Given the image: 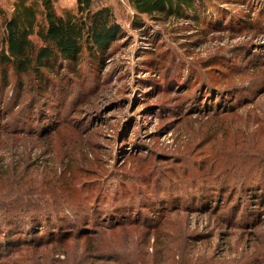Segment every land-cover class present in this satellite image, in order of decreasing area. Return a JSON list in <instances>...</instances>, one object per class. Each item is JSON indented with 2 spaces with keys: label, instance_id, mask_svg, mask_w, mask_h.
<instances>
[{
  "label": "trees",
  "instance_id": "16d2710c",
  "mask_svg": "<svg viewBox=\"0 0 264 264\" xmlns=\"http://www.w3.org/2000/svg\"><path fill=\"white\" fill-rule=\"evenodd\" d=\"M76 1V12L59 13L57 0H15L11 13L0 11V153L5 150L8 154H0V182L21 181V175L35 180L23 190L0 193V264H264V232L258 236L255 232L264 224V156L249 157L254 153L250 150L245 154L238 152L243 156L238 165L250 167L243 174L235 167L219 172L216 156L210 159L212 162H204L199 169L200 180H196L188 194L187 188L172 179L155 198L146 196L137 201L129 194L116 192L107 202L100 200L99 195L95 202L72 205L68 197L57 198L54 191L44 193L35 185L37 175L27 172L31 167V151L43 147L41 155H48L50 162L42 173L53 171L50 166L59 157L53 149L56 131L70 126L67 120L55 121V116L49 114L52 107L46 106L44 111L41 102L50 103L52 95L56 96L60 89L67 91L68 85L75 88L79 81L82 85L88 80H100L102 66L117 45L128 38L111 7L94 11L92 6L97 0ZM228 1L243 0H128L135 12L132 28L141 35L150 36L145 18L184 24L186 29L195 31L190 36H196L198 42L214 31L244 30L245 24L248 33L256 37L264 35V14L256 19L249 16L242 23L239 17L222 9V3ZM256 51L251 44H242L230 60L220 58H225L228 65L225 66L228 72H221L225 80L230 79L229 73L237 75L244 70H260L264 76V61ZM240 61L241 68H234ZM175 69L179 70L177 65ZM187 79L183 70L170 71L167 87H174L176 92L187 87L188 93L191 87L187 86ZM254 83L248 87L229 86L227 90L202 86L197 101L190 106L191 112L216 119L235 115L264 95V82ZM7 91L15 92L7 97ZM25 94L31 95L29 110L39 111L41 116L19 111L26 103ZM64 99L59 105L65 103ZM171 114L168 112V116ZM13 115L17 118L11 119ZM82 155L78 162L68 153L59 157L63 158L61 173L68 181L63 184L65 188L76 187L79 168L88 163L86 158L91 154L85 144ZM235 158L238 159L237 154ZM211 181L217 186L211 188ZM42 194L61 203L46 204L39 199ZM236 194L243 200L240 206L228 207L232 200L229 204L227 200ZM33 195L39 198L34 199ZM224 211L229 215L224 216ZM179 213L214 216L217 224L244 231V237L250 236L246 254L229 262L209 251L203 253L199 243L205 244L206 250L212 248L214 236L201 240L197 234H189L192 226L186 218L185 223L178 224ZM147 215L154 218L149 221ZM232 245L230 242L229 247ZM56 253L65 259L56 258Z\"/></svg>",
  "mask_w": 264,
  "mask_h": 264
},
{
  "label": "rangeland",
  "instance_id": "374dc122",
  "mask_svg": "<svg viewBox=\"0 0 264 264\" xmlns=\"http://www.w3.org/2000/svg\"><path fill=\"white\" fill-rule=\"evenodd\" d=\"M14 2L0 0V11L11 13ZM56 7L59 13L66 10L76 12L77 1L57 0ZM104 7L112 8L115 18L127 31L128 38L117 45L112 57L102 66L100 80H88L82 85L79 81L75 88L68 85L67 91L60 89L56 96L52 95L50 103L45 100L41 102L44 111L46 106L52 107L49 114L55 116V121L61 120L62 123L67 120L70 123V126L64 125L56 131L57 134L54 133V153L59 157L68 153L78 162L83 159L85 144L91 155L86 158V166L79 168L80 173L76 172V187L65 188L63 184L68 181L62 175L63 167L60 166L63 158L53 160L55 164L52 162L50 166L53 171L45 170L46 173H42L50 158L41 155L43 147L32 150L31 167L27 172L37 175L38 182L35 185H39V190L49 194L54 191L58 194L57 198L68 197L72 205L95 202V197L99 195L102 196L100 200L107 202L116 192L129 194L139 201L146 196L157 197L160 189H166L172 179L183 189L187 188L185 194H188L190 188L200 180V166L206 161L212 162L210 159L215 156L219 161V172L228 167H235L240 173L244 170L248 172L250 167L238 165L243 157L238 152L245 154L250 150L254 153L247 154L249 157L264 156V95L235 115L228 114L217 119L203 116L204 113H192L190 106L197 101L195 98L202 86L227 90L229 86L248 87L254 85V82L263 83L264 76L260 70H244L237 75L229 73L230 79L226 81L221 72H228L225 69L228 65L225 58H220L224 56L230 60L242 44H251L264 61V35L256 37L254 33H248V25L245 24L244 30L214 31L203 42H198L195 41L196 36H190L196 34L195 31L186 29L184 24L145 18L150 28V36H146L132 28L135 12L128 0H97L92 6L94 11ZM221 7L227 14L239 17L242 23L249 16H255L256 19L264 14V0L228 1L222 3ZM241 63L234 65V68H241ZM232 64L229 63L230 66ZM175 65L179 70L175 69ZM182 70L188 78L187 86L189 84L191 87L188 93L185 89L187 87L178 92L174 87H167L170 71L180 73ZM14 92L7 91L6 96L11 97ZM29 98L31 95L25 94L26 103L22 104L19 111L27 110L33 117L41 116V112L29 110ZM63 99L65 103L59 105ZM168 112L172 114L168 116ZM10 118L17 117L13 115ZM234 119L236 121L232 122ZM172 120L175 122L170 123ZM82 141L84 144L81 145ZM6 153L2 150L0 154L7 156ZM129 154L136 156L130 157ZM236 154L238 159L235 158ZM21 177V181L15 179L14 182H0V193L23 190L35 182L31 176ZM211 183V188L217 186L213 181ZM50 196L42 194L39 198L33 195V198H39L46 204L61 203ZM229 198L228 204L232 201L228 207L238 208L243 201L237 194L235 198ZM179 214L181 218H173L178 224L185 223L186 218L192 226L189 234H197L201 240L214 236L212 248L206 250V245L199 243V250L203 253L209 251L229 262L246 254L244 252L249 246L250 236L244 237V231H235L217 224L214 216ZM222 214L229 215L225 211ZM153 218L147 215L149 221ZM255 232L257 236L264 232V224ZM230 242L233 243L231 248ZM58 257L60 260L65 259L56 253Z\"/></svg>",
  "mask_w": 264,
  "mask_h": 264
}]
</instances>
